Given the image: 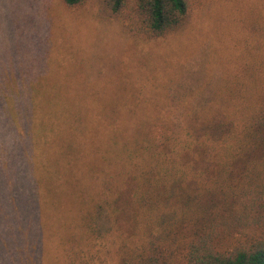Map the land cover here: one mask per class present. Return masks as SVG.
<instances>
[{
  "label": "trees",
  "instance_id": "trees-1",
  "mask_svg": "<svg viewBox=\"0 0 264 264\" xmlns=\"http://www.w3.org/2000/svg\"><path fill=\"white\" fill-rule=\"evenodd\" d=\"M97 1L106 21L134 8L148 39L185 28L193 10ZM243 65L208 104L177 114L81 115L23 77L0 78V234L44 216L86 237L119 226L124 264H264V58Z\"/></svg>",
  "mask_w": 264,
  "mask_h": 264
},
{
  "label": "rangeland",
  "instance_id": "rangeland-1",
  "mask_svg": "<svg viewBox=\"0 0 264 264\" xmlns=\"http://www.w3.org/2000/svg\"><path fill=\"white\" fill-rule=\"evenodd\" d=\"M99 6L0 0V78L23 77L81 115L114 106L177 114L208 104L246 58H264V0H193L185 28L152 39L134 8L106 21ZM43 218L9 223L0 264H124L119 226L86 237Z\"/></svg>",
  "mask_w": 264,
  "mask_h": 264
}]
</instances>
